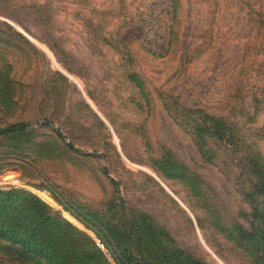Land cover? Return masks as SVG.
Wrapping results in <instances>:
<instances>
[{
  "label": "rangeland",
  "instance_id": "obj_1",
  "mask_svg": "<svg viewBox=\"0 0 264 264\" xmlns=\"http://www.w3.org/2000/svg\"><path fill=\"white\" fill-rule=\"evenodd\" d=\"M17 123L0 191L89 238L87 264H264V0H0Z\"/></svg>",
  "mask_w": 264,
  "mask_h": 264
},
{
  "label": "trees",
  "instance_id": "obj_2",
  "mask_svg": "<svg viewBox=\"0 0 264 264\" xmlns=\"http://www.w3.org/2000/svg\"><path fill=\"white\" fill-rule=\"evenodd\" d=\"M28 123L0 129V137L23 134ZM1 264H87L102 261L92 241L44 203L0 191Z\"/></svg>",
  "mask_w": 264,
  "mask_h": 264
}]
</instances>
